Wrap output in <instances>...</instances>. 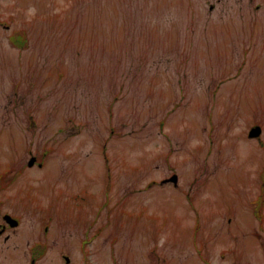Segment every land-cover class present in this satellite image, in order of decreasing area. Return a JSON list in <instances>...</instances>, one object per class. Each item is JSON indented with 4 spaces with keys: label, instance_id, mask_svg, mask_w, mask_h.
<instances>
[{
    "label": "rangeland",
    "instance_id": "1",
    "mask_svg": "<svg viewBox=\"0 0 264 264\" xmlns=\"http://www.w3.org/2000/svg\"><path fill=\"white\" fill-rule=\"evenodd\" d=\"M0 180L38 264H264V0H0Z\"/></svg>",
    "mask_w": 264,
    "mask_h": 264
},
{
    "label": "flooded vegetation",
    "instance_id": "2",
    "mask_svg": "<svg viewBox=\"0 0 264 264\" xmlns=\"http://www.w3.org/2000/svg\"><path fill=\"white\" fill-rule=\"evenodd\" d=\"M1 179L2 175H1ZM14 180V179H12ZM165 180V179H162ZM2 181L0 180V191L2 190ZM9 183V181H7ZM1 198V197H0ZM3 202L0 201V264H9V257H13L17 264H20L21 258H25L22 264H38L40 260H42V254L46 251L43 249L45 248L44 243H40V241H35L34 238H26V236H19L18 232L23 227V219L19 218L13 210L4 208ZM10 215L11 217L7 218L6 216ZM24 231V229H23ZM21 238L20 242L23 245L24 249L20 248V244L14 243L16 245V250L8 251L4 250V244L8 243L10 247V243L13 238ZM14 242V241H13ZM37 243V244H36ZM259 255V254H258ZM259 256L255 257L253 260L258 263ZM248 260V259H246ZM242 262L245 263V260ZM254 264V263H250Z\"/></svg>",
    "mask_w": 264,
    "mask_h": 264
},
{
    "label": "water",
    "instance_id": "3",
    "mask_svg": "<svg viewBox=\"0 0 264 264\" xmlns=\"http://www.w3.org/2000/svg\"><path fill=\"white\" fill-rule=\"evenodd\" d=\"M260 134H261V127L257 126V127H254V128L250 131L249 136H250V137H257V136H260ZM35 160H36V159L33 157V158L29 161V165H33L34 162H35ZM172 180L177 181V176H173V177H172ZM6 217L9 218V216H6ZM66 260H67V262H69V261H70L69 257H66Z\"/></svg>",
    "mask_w": 264,
    "mask_h": 264
}]
</instances>
